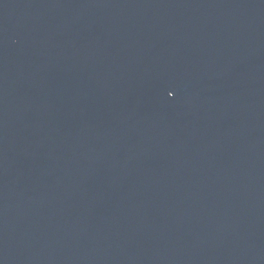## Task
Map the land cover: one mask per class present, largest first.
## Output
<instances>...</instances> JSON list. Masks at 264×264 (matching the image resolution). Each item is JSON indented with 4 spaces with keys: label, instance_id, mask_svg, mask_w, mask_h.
I'll return each mask as SVG.
<instances>
[{
    "label": "water",
    "instance_id": "95a60500",
    "mask_svg": "<svg viewBox=\"0 0 264 264\" xmlns=\"http://www.w3.org/2000/svg\"><path fill=\"white\" fill-rule=\"evenodd\" d=\"M0 264H264V0H0Z\"/></svg>",
    "mask_w": 264,
    "mask_h": 264
}]
</instances>
